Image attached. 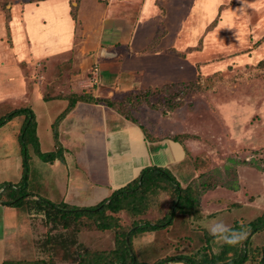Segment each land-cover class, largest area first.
I'll return each mask as SVG.
<instances>
[{
  "label": "rangeland",
  "instance_id": "rangeland-1",
  "mask_svg": "<svg viewBox=\"0 0 264 264\" xmlns=\"http://www.w3.org/2000/svg\"><path fill=\"white\" fill-rule=\"evenodd\" d=\"M75 3L0 0V118L28 107L0 124V193L13 183L25 185L37 199L65 202L77 210L95 206L112 192L106 185L87 183V157L75 148L53 162L43 159L42 154L62 146L61 121L56 128L54 124L68 102L52 97L93 91L87 81L95 72L98 90L108 94L110 87V97L118 98L140 88L200 78L205 88L185 94L173 110L163 112L164 99L151 98L157 108L143 103L133 113L150 134L189 136L190 154L171 170L181 186L199 174L193 157L207 153L210 174L221 180L231 159L250 163L236 166L241 189L217 186L202 197L204 213L179 215L168 229L141 234L133 249L145 264L167 257L175 259L169 264H190L182 256L208 245L212 252L200 259L214 254L218 263L234 264L228 260L238 246L207 240L205 232L210 234L213 222L232 226L264 211V0H81L78 21L70 13ZM102 47L116 50L119 61L103 60L108 55L101 54ZM126 70L144 73L140 88L127 90ZM45 94L51 99L40 98ZM27 114L35 124L25 142ZM232 201L243 205L227 209ZM35 217L25 205L0 203V264L37 257L36 241L45 227ZM80 238L91 249L114 245L111 231H83Z\"/></svg>",
  "mask_w": 264,
  "mask_h": 264
},
{
  "label": "trees",
  "instance_id": "trees-1",
  "mask_svg": "<svg viewBox=\"0 0 264 264\" xmlns=\"http://www.w3.org/2000/svg\"><path fill=\"white\" fill-rule=\"evenodd\" d=\"M28 2H40L42 0H27ZM71 5V16L78 21V10L81 0H74ZM264 67V59L260 61ZM212 78V77H209ZM204 85L200 78L190 81L171 82L159 87L140 88L130 91L125 96L118 98L115 96H96L92 89L72 90L66 94L57 93L55 96L45 94L43 99L49 100L51 97L63 98L68 104L64 111L58 116L56 125L71 112L79 101L101 103L116 110L120 115L129 121L138 124V119L133 111L143 103H150L153 108H157L156 102H151V98H157L159 102L163 98L166 110H173L181 105L183 97L192 91H200ZM205 88V87H204ZM160 98V99H159ZM28 110V107L15 108L3 118L0 124L11 119L14 113ZM26 115L23 125V136L26 138L32 134L34 117ZM148 140L156 141L168 138L179 142L185 153L189 155V150L185 145L187 134H175L167 136H157L150 134L142 125L138 124ZM32 127V128H31ZM56 135H58L56 133ZM56 151L43 155L45 161L53 162L62 157L65 148L58 145ZM231 165H226V173L222 180L210 174L211 157L207 153H201L193 157V164L199 172L186 187L181 186L177 178L167 167L148 166L141 170L139 176L123 187L114 190L110 196L105 197L101 202L93 207L77 210L65 202L55 204L52 201H45L41 198H34L33 193L29 196L26 186L14 185L10 183L0 193V203L7 205H25L30 215H36L45 231L41 233L36 241L37 257L33 259H5L2 264H145L137 259L133 249L135 238L143 233L168 229L173 225L176 217L196 216L204 213L202 207V197L217 186H225L227 189L238 191L241 189L236 166L240 164H250L245 160L231 159ZM162 195H165L162 198ZM159 209L154 210L153 206ZM241 202H229L227 209L241 206ZM155 213V215H152ZM233 230L247 231V238L237 244L238 250L228 261L234 264H264V211L259 215L248 219L240 218L235 220ZM111 231L114 234V245L109 249H91L80 238L83 231ZM207 240L216 239L211 234L205 232ZM229 245L224 243L223 246ZM233 246V245H231ZM211 246L203 245L196 252L187 253L181 259L190 264H225L218 263L217 257L212 254L209 259H200L203 253L211 251ZM236 250V249H235ZM225 251V250H222ZM212 252V251H211ZM174 257H167L157 260L154 264H169Z\"/></svg>",
  "mask_w": 264,
  "mask_h": 264
},
{
  "label": "crops",
  "instance_id": "crops-1",
  "mask_svg": "<svg viewBox=\"0 0 264 264\" xmlns=\"http://www.w3.org/2000/svg\"><path fill=\"white\" fill-rule=\"evenodd\" d=\"M102 49L101 54L105 51L108 55L102 56L103 60L116 63L119 61L116 50L105 47ZM123 74L127 79L123 80L128 86L127 90L143 85L139 78L144 74L141 71L126 70ZM98 81L97 76V83L90 86L93 87L94 95L110 96L112 88L105 89L108 94H105V91L101 93ZM59 128L65 150L71 152L76 148L83 157H87L84 164L88 175L87 183L98 187L106 185L111 192L137 178L145 167L156 165L172 170L178 163L187 159L180 143L166 138L148 140L138 124L101 103L79 101L61 120ZM154 145H158L157 156L153 155ZM77 158L80 159L79 156ZM58 163L55 161V165Z\"/></svg>",
  "mask_w": 264,
  "mask_h": 264
},
{
  "label": "clouds",
  "instance_id": "clouds-1",
  "mask_svg": "<svg viewBox=\"0 0 264 264\" xmlns=\"http://www.w3.org/2000/svg\"><path fill=\"white\" fill-rule=\"evenodd\" d=\"M222 2V0H221ZM244 4V0H241ZM210 234L216 238L217 242H224L229 245H237L243 242L247 238V231H236L230 228L222 221L213 222L209 226Z\"/></svg>",
  "mask_w": 264,
  "mask_h": 264
},
{
  "label": "built area",
  "instance_id": "built-area-1",
  "mask_svg": "<svg viewBox=\"0 0 264 264\" xmlns=\"http://www.w3.org/2000/svg\"><path fill=\"white\" fill-rule=\"evenodd\" d=\"M87 82H88V83H87L88 86L91 85V84H95V83H97V75H96V72H95V74L92 76L91 80H90V81H87Z\"/></svg>",
  "mask_w": 264,
  "mask_h": 264
}]
</instances>
